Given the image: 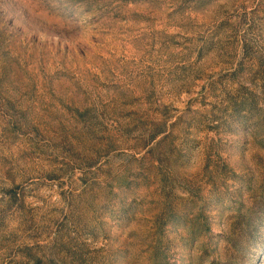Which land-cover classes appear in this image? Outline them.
Segmentation results:
<instances>
[{
    "label": "rangeland",
    "instance_id": "374dc122",
    "mask_svg": "<svg viewBox=\"0 0 264 264\" xmlns=\"http://www.w3.org/2000/svg\"><path fill=\"white\" fill-rule=\"evenodd\" d=\"M0 264H264V0H0Z\"/></svg>",
    "mask_w": 264,
    "mask_h": 264
}]
</instances>
